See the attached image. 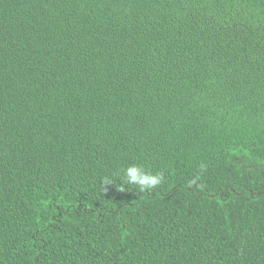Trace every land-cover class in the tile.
<instances>
[{
  "label": "trees",
  "instance_id": "16d2710c",
  "mask_svg": "<svg viewBox=\"0 0 264 264\" xmlns=\"http://www.w3.org/2000/svg\"><path fill=\"white\" fill-rule=\"evenodd\" d=\"M0 264H264V0H0Z\"/></svg>",
  "mask_w": 264,
  "mask_h": 264
},
{
  "label": "clouds",
  "instance_id": "9594fccd",
  "mask_svg": "<svg viewBox=\"0 0 264 264\" xmlns=\"http://www.w3.org/2000/svg\"><path fill=\"white\" fill-rule=\"evenodd\" d=\"M162 179V174L153 173L146 170L142 164L134 163L123 169L121 182L117 187L120 191H125L126 185H135L140 192L150 191L160 185ZM113 182L109 177H105L103 180L104 185Z\"/></svg>",
  "mask_w": 264,
  "mask_h": 264
}]
</instances>
